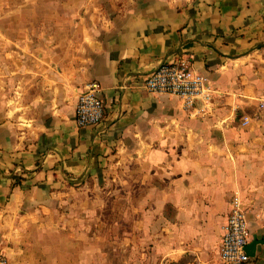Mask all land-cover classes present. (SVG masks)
<instances>
[{
    "label": "crops",
    "instance_id": "crops-1",
    "mask_svg": "<svg viewBox=\"0 0 264 264\" xmlns=\"http://www.w3.org/2000/svg\"><path fill=\"white\" fill-rule=\"evenodd\" d=\"M130 1L83 61L23 87L22 108L0 120V249L10 264H38L46 253L71 264V247L110 253V263L124 251L126 264H222L233 190L242 191L250 239L264 237V0ZM177 53L211 79L204 111L144 86ZM89 79L113 101L100 122L78 126L75 103ZM86 188L125 190L112 198L130 223L122 248L85 244L80 225L94 215L97 238L103 221L102 197L82 196ZM74 221L84 243L71 246ZM83 258L102 264L100 254ZM244 264H264V242Z\"/></svg>",
    "mask_w": 264,
    "mask_h": 264
},
{
    "label": "rangeland",
    "instance_id": "rangeland-1",
    "mask_svg": "<svg viewBox=\"0 0 264 264\" xmlns=\"http://www.w3.org/2000/svg\"><path fill=\"white\" fill-rule=\"evenodd\" d=\"M130 0H0V120L6 113L20 110V99L23 87L33 88L38 79L52 76L55 73L69 70L83 61L97 38L104 34L111 20L120 10H124ZM264 105L263 101L260 102ZM264 112V107H263ZM253 116L261 115L259 111L252 112ZM241 115H250L243 113ZM241 120V119H240ZM249 122L243 124L248 126ZM124 176V174H123ZM115 182V180H114ZM242 194L241 190H237ZM97 194L102 202L96 206L102 218L101 236L92 238L94 215L88 222L80 225L79 231L87 228L85 244H95V240L109 245L111 239L122 248L125 230L130 228L127 223L126 206L115 199L125 194L123 188L117 189L112 195L107 188L102 190L84 189L82 196ZM72 196H77L73 193ZM78 209L71 208L73 218L77 219ZM93 213V211H92ZM78 221L71 222L70 229L77 233ZM112 233V234H111ZM117 235V238L111 236ZM138 243H142L141 238ZM84 243V237L71 235L70 245ZM108 249V248H106ZM69 253L71 264H81L83 258L95 255L101 256L102 264H126L125 252L119 253L117 259L110 263V253ZM38 264L60 263L57 256L62 254H39ZM65 255V254H64ZM53 258H55L53 260ZM10 259V258H9ZM12 260V259H11ZM60 261V262H59ZM86 262L87 259H86Z\"/></svg>",
    "mask_w": 264,
    "mask_h": 264
},
{
    "label": "built area",
    "instance_id": "built-area-1",
    "mask_svg": "<svg viewBox=\"0 0 264 264\" xmlns=\"http://www.w3.org/2000/svg\"><path fill=\"white\" fill-rule=\"evenodd\" d=\"M150 92L176 96L184 108L204 111L211 106L215 88L207 74L195 68L191 54L177 53L171 59H163L144 80ZM103 87L97 79L87 80L79 91L75 103L74 117L78 126L93 125L105 115L107 103L113 98H103ZM200 104V106H198ZM241 124L249 122L248 115L241 116ZM250 239L248 218L242 197L233 190L229 199V210L222 225L218 243V254L222 264H244L251 256L246 250ZM0 264H10L8 255L0 249Z\"/></svg>",
    "mask_w": 264,
    "mask_h": 264
},
{
    "label": "water",
    "instance_id": "water-1",
    "mask_svg": "<svg viewBox=\"0 0 264 264\" xmlns=\"http://www.w3.org/2000/svg\"><path fill=\"white\" fill-rule=\"evenodd\" d=\"M264 242V237L260 238L257 235H253L252 238L246 244V250L250 256L255 254V248L257 243Z\"/></svg>",
    "mask_w": 264,
    "mask_h": 264
}]
</instances>
